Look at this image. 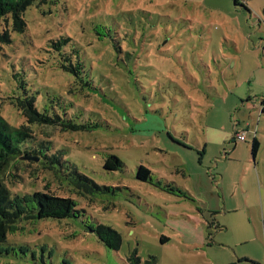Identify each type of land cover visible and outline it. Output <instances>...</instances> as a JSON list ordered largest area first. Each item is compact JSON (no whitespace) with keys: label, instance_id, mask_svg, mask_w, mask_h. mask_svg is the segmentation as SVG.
<instances>
[{"label":"rangeland","instance_id":"rangeland-1","mask_svg":"<svg viewBox=\"0 0 264 264\" xmlns=\"http://www.w3.org/2000/svg\"><path fill=\"white\" fill-rule=\"evenodd\" d=\"M25 19L0 49V111L65 163L26 160L20 188L73 197L79 213L23 220L0 244V264H129L133 252L143 264H264V0H36ZM97 25L129 48L91 39L93 52L85 34ZM67 35L93 78L83 90L49 47ZM13 72L40 110L90 126L26 122L10 101L22 92ZM241 130L247 140L235 142ZM110 154L122 170L104 168ZM141 165L152 181L137 178ZM72 168L112 189L81 194ZM98 224L121 234L118 250L90 229Z\"/></svg>","mask_w":264,"mask_h":264},{"label":"trees","instance_id":"trees-1","mask_svg":"<svg viewBox=\"0 0 264 264\" xmlns=\"http://www.w3.org/2000/svg\"><path fill=\"white\" fill-rule=\"evenodd\" d=\"M35 1L0 0V49L4 44L12 42L13 32L21 33L26 30L25 12ZM147 27V25H144V34ZM109 31L105 26L97 25L95 27L96 35L93 33L92 35L90 33L85 34L87 39L89 38L85 40V43L93 52L98 51L91 39L97 40L100 44L102 43V47H106L107 50L110 48L114 52L115 49L124 50V48H129L128 45H124L120 41L114 47L111 46L110 42L106 41ZM110 36L113 38L111 34ZM114 43L116 42L114 41ZM160 45L158 44L157 48H160ZM49 47L52 48V53L58 60L55 64L72 74L76 84L82 90L87 86H92L93 78L86 63L85 54L74 38L68 35L60 36L57 39L50 40ZM127 53L130 52L127 51ZM12 76L20 83L22 92L15 90L14 96L10 97L12 98L10 101L22 112L26 122L42 126L60 127L62 131L86 129L90 126V124L77 123L66 112L63 116L58 113L51 114L45 109L40 110L37 106V98L30 91L29 82L25 79L24 74L22 72H13ZM262 105L264 109V98ZM91 125L94 126L92 123ZM258 147L259 142L254 138L252 144L254 155L258 151ZM51 149V142L45 138L42 140L37 139L31 126L23 124L15 127L0 111V244L7 241L8 234L11 233L12 228L25 219H64L77 216L79 213V210L76 209V200L73 197L56 195L51 191L45 190L46 187L35 188L33 192H26L20 188V183L27 181V178H29L26 174L18 173L22 170V167L26 166V160L38 159L44 168H46V165L51 164L64 165L65 160L62 153L57 150H55L56 152H51ZM123 167L124 162L114 154H110L105 159L104 168L106 170L119 171ZM68 174L72 176L70 183L77 187L81 194H93L94 192L110 191L112 189L109 186L99 185L76 168H72ZM152 174L149 168L141 165L137 178L141 181H152ZM216 226L219 228V223ZM90 229L95 231L98 238L110 249L118 250L122 246L121 234L111 226L98 224L92 228L90 227ZM128 261L129 264H143L137 252L131 253ZM150 261L152 264H157L154 257L151 260H147L145 264H151ZM246 261L251 260L246 259ZM251 262L256 264L254 261Z\"/></svg>","mask_w":264,"mask_h":264},{"label":"built area","instance_id":"built-area-1","mask_svg":"<svg viewBox=\"0 0 264 264\" xmlns=\"http://www.w3.org/2000/svg\"><path fill=\"white\" fill-rule=\"evenodd\" d=\"M246 134L245 133H237L235 141L241 142V141H246Z\"/></svg>","mask_w":264,"mask_h":264},{"label":"crops","instance_id":"crops-1","mask_svg":"<svg viewBox=\"0 0 264 264\" xmlns=\"http://www.w3.org/2000/svg\"><path fill=\"white\" fill-rule=\"evenodd\" d=\"M236 131H239V130H236ZM246 132H247V130H241L239 133H245L246 134ZM238 132H236V134H237ZM236 134H235V136H234V140H235V138H236ZM247 137V136H246ZM246 140H247V138H246ZM220 225V224H219ZM166 239V238H165ZM165 241H167V240H164V242Z\"/></svg>","mask_w":264,"mask_h":264}]
</instances>
